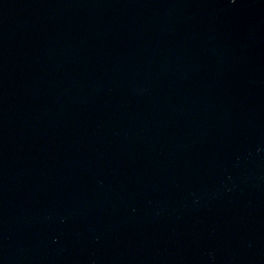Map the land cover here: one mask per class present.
Instances as JSON below:
<instances>
[{
    "label": "water",
    "instance_id": "water-1",
    "mask_svg": "<svg viewBox=\"0 0 264 264\" xmlns=\"http://www.w3.org/2000/svg\"><path fill=\"white\" fill-rule=\"evenodd\" d=\"M0 264H264V0H0Z\"/></svg>",
    "mask_w": 264,
    "mask_h": 264
}]
</instances>
